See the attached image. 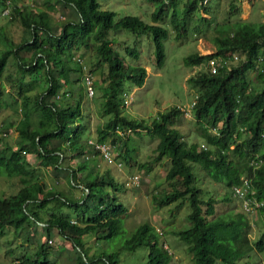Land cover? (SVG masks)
Returning <instances> with one entry per match:
<instances>
[{
  "label": "trees",
  "instance_id": "trees-1",
  "mask_svg": "<svg viewBox=\"0 0 264 264\" xmlns=\"http://www.w3.org/2000/svg\"><path fill=\"white\" fill-rule=\"evenodd\" d=\"M5 1L0 0L1 8ZM11 1L10 16L18 18L23 33L19 42L3 35L7 47L0 52V88L3 90L1 75L13 56L20 75L15 96L19 98L12 100L15 104L20 100L23 125L22 138L16 148L0 144V176H18L21 185L15 192L0 196V231L8 226L18 230L30 225L44 228L50 235L52 229H56L77 252L78 264H98L100 261L119 264L118 251L89 254L83 241L87 232L95 233L96 238L116 233L127 206L115 192L119 188L118 181L108 171L99 173L94 167L90 169L89 160L84 157L88 148L82 139L88 121L81 108L85 94L82 66L75 58V53L81 49L94 54V66L105 64L107 67L101 78L106 89L101 111L109 117L97 127L96 139L111 137L115 143L121 135L117 129L128 128L133 131L146 129L159 138L154 159L170 157V166L165 173L169 188L162 196L153 194L152 199L160 206L180 198L188 200V225L174 233L188 244L195 264H253L242 258L248 257L254 248L264 250V232L253 244L249 239L251 221L247 212L216 214L217 200L212 196L202 197L192 164L197 163L211 178L223 181L228 192L222 199L229 200L232 185L240 179L232 176L234 159L231 156L249 159L245 175L252 178L258 195L264 197V21H239L215 36L214 51H196L185 56L186 65L202 66L187 78L198 91L193 110L206 141V145L201 146L198 142L187 143L182 139L174 125L183 113L177 105L160 112L151 122L129 118L121 112L125 81L140 86L147 70L143 65L125 62L124 56L111 46L113 40L108 37V30L126 28L151 33L156 63L162 66L164 40L168 36L166 26L146 22L131 14L115 20V11L101 8L98 0H41L43 6L19 5L17 0ZM166 1L153 0L157 3L152 12L155 19L162 20L165 6L175 3V0ZM196 8L197 0L188 1L178 23V16L173 11L171 20L180 29L177 30L185 29L188 15ZM59 9L66 11L65 19L56 22L52 12ZM126 51L138 57L135 47H127ZM235 53L239 55L237 61L215 73L209 70L207 63L211 57ZM253 68H257L262 77L257 85L249 76V70ZM27 81L32 84L44 81L45 86L28 93L32 84L28 85ZM32 112L42 113L46 121L31 126ZM212 127H216L217 132L210 130ZM26 153L35 154L40 166L51 165L55 174L63 167L67 169L68 182L70 185L81 184L83 196L68 199L61 189L47 186L39 168ZM77 156L82 159L75 166L63 164L67 158ZM253 157L262 160L255 168L250 164ZM51 201L55 203L50 205ZM62 201L76 208L80 205V217L83 219L86 215L85 222L81 224L61 214L58 210ZM257 211L264 216V206ZM43 213L49 216L44 217ZM160 235L146 221L137 226L124 247L132 251L139 245L147 246L146 260L137 264H169L172 256L164 243L159 242ZM48 247L47 242L39 244L35 252L22 254L15 264H52Z\"/></svg>",
  "mask_w": 264,
  "mask_h": 264
},
{
  "label": "rangeland",
  "instance_id": "rangeland-1",
  "mask_svg": "<svg viewBox=\"0 0 264 264\" xmlns=\"http://www.w3.org/2000/svg\"><path fill=\"white\" fill-rule=\"evenodd\" d=\"M30 1L32 0H17V3L31 4ZM188 1L190 0H175V3L165 6L162 21L155 19L152 15L157 7V3L153 0H98L101 8L115 11V20L131 14L146 22L159 23L168 28V36L164 40L165 60L162 66L156 63L151 33L126 28L108 30V37L113 40L111 46L124 56L125 62L131 65H143L147 70V76L142 85L138 86L125 81L124 90L131 94V101L121 108V112L129 118L151 122L160 112L166 111L172 105H177L183 113L174 125L178 128L182 139L187 143L198 142L202 146L206 145V141L194 115L195 103L192 105L198 91L187 81V78L200 70L202 66L186 65L184 58L196 51L201 53L214 51L216 49L215 36L220 35L224 28L234 27L239 21L255 23L264 21V0H202V3H200L201 0H197V8L188 15L185 29L179 31L180 29L171 20L172 13L174 11L178 16L177 23L181 22ZM33 2L36 6L44 5L41 0H33ZM64 14H66L64 9L52 12L56 22L64 20ZM8 26L10 32L5 35L10 36L15 42L19 41L22 31L18 20L10 19ZM6 47V40L0 36V52ZM127 47H135L138 50V57L135 58L129 54L126 51ZM76 57H81L86 63L94 77L96 88L93 97L84 94L81 106L88 121V129L84 132L82 139L85 145L86 138H96L97 127L109 117V115H103L101 111L106 92L101 78L105 75L107 67L105 64L94 66L96 57L91 51L82 52L80 49L75 53ZM259 73L257 68L249 70V76L255 85L261 81L262 77ZM19 75L14 57L10 56L1 75L3 90L0 88V144H9L15 148L22 138L23 125V112L19 111L20 100L18 99L17 105L12 100V98H19L15 97ZM37 82L32 84L27 81L28 85L32 84L28 93L36 92L45 86L44 81L39 82L40 84ZM43 120L46 121V117L39 112H32L29 117L31 126H36ZM106 140L114 145L116 158L122 161L120 168L107 163L97 152L91 151L92 149H88L89 153H86L87 156L84 157L89 160L90 169L94 167L99 173L108 171L118 181L119 188L115 189V192L127 206V211L121 216L118 231L111 236L96 238L93 232L84 234L83 241L89 254L118 251L119 264H137L145 261L147 246L139 245L131 251L124 247V244L139 224L148 221L161 233L159 242H163L171 253L172 258L169 264H195L188 244L174 233V230L188 225L187 215L190 211L188 200L180 198L160 206L152 199L153 194L162 196L169 188L165 173L170 166V157L166 155L159 160L154 159L159 138L146 129H139L120 135L115 143L111 141V137H107ZM27 155L30 161L39 168L41 179L47 186L55 189L62 188L68 199H79L83 196L81 184L70 185L65 176L55 174L51 165L40 166L35 154L26 153ZM231 157L234 159L232 176L234 178L244 176L249 159L234 155ZM81 159V156L67 158L63 164L70 163L75 166ZM192 169L195 173V183L202 188V197L212 196L217 200L216 214L243 211L240 201L231 193V199H222L228 192L223 181L211 178L197 163L192 164ZM133 175L138 176V182L135 183L129 179ZM61 176L62 180L59 179ZM58 179L62 182L61 184L57 182ZM20 185L18 176L1 175L0 196L15 192ZM54 203L51 201L49 204ZM60 205L58 211L65 217L81 224L85 222L86 215L83 219L80 217V205L77 208L66 205L64 202ZM245 214L251 221L249 239L254 244L263 235L264 216L259 211ZM43 216L48 217L49 214L43 213ZM43 230L30 225L18 230L11 226L5 227L3 231H0V264H15L22 254L35 252L38 245L45 242L49 245L48 256L53 259L52 264H78L77 252L70 242L64 240L56 229H52L50 235ZM245 259H249L253 264H264V250L257 251L254 248L248 257L242 258V260ZM98 264H104V262L100 261Z\"/></svg>",
  "mask_w": 264,
  "mask_h": 264
},
{
  "label": "built area",
  "instance_id": "built-area-1",
  "mask_svg": "<svg viewBox=\"0 0 264 264\" xmlns=\"http://www.w3.org/2000/svg\"><path fill=\"white\" fill-rule=\"evenodd\" d=\"M12 5L13 3L11 0H6L4 6L0 9V16H9ZM76 59L82 66L85 94L89 97H93L96 93L94 77L91 71L87 68L84 60L81 57H76ZM238 59L239 55L236 53L232 56H214L208 60L207 66L211 72L215 73L219 70V68L228 66L231 62H235ZM130 101L131 94L128 93V91L123 90L122 106L128 105ZM195 101L196 100L193 101L192 105ZM210 130L217 132L216 127H212ZM117 131L119 134L124 135L126 132L128 133L131 131V129H117ZM85 145L89 150L92 149L91 151L94 153L97 152L107 163L115 165L118 168L122 166V161L116 158L115 147L110 141L88 137L86 138ZM261 161V159L253 157L250 159V164L255 168L260 165ZM129 179L136 183L139 178L137 175H133L129 177ZM232 195L240 201L242 210L249 214L255 213L259 208L264 206V197L258 195L257 189L252 182V178L248 175L241 176L239 181L232 185ZM49 241L52 240L49 239Z\"/></svg>",
  "mask_w": 264,
  "mask_h": 264
},
{
  "label": "crops",
  "instance_id": "crops-1",
  "mask_svg": "<svg viewBox=\"0 0 264 264\" xmlns=\"http://www.w3.org/2000/svg\"><path fill=\"white\" fill-rule=\"evenodd\" d=\"M30 3H31V4H34L33 0L30 1ZM18 4L20 5V4H22V3L19 2ZM0 9H1V6H0ZM10 19H13V20L17 19V20H18V18L12 17V16H10V15H9V16H0V36H1V37H3L4 34L10 32V31H9V26H8V23H9ZM18 23H19L20 30L23 31L22 26L20 25L19 20H18ZM22 33H23V32H22ZM3 38H5V37H3ZM8 38H9V39H12V38H10V36H9ZM21 38H22V36H21ZM21 38H20V40H21ZM20 40H19V41H20ZM19 41H17V42H19ZM88 153H89V150L87 151V154H88ZM87 154H86L85 156H87ZM93 161H94V160H93ZM66 170H67V169H64V167H63V169L59 170V173H57V174H58V175H62V176H66V175H68V173H67ZM62 176L59 178L60 180H62ZM65 178L67 179V176H66ZM59 179H58L57 182H58L59 184H61L62 182H61V181L59 182ZM67 180H68V179H67ZM74 185H75V184H74ZM78 185H80V184H78ZM59 189L62 190V188H59Z\"/></svg>",
  "mask_w": 264,
  "mask_h": 264
}]
</instances>
